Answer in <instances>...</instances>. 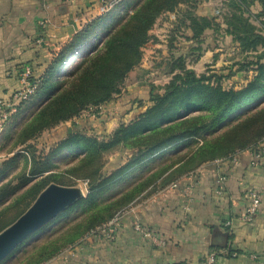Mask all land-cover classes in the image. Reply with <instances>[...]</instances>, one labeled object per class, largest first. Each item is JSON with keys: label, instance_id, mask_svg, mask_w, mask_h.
<instances>
[{"label": "trees", "instance_id": "trees-1", "mask_svg": "<svg viewBox=\"0 0 264 264\" xmlns=\"http://www.w3.org/2000/svg\"><path fill=\"white\" fill-rule=\"evenodd\" d=\"M222 1L225 12L217 23L215 18L200 17L192 12L198 5L196 0H141L130 14L105 33L99 45L75 60L67 72L64 67L76 56V51L96 38L105 15L77 33L52 60L35 96L52 88L53 91L22 127L18 145L75 119L89 107L111 102L120 94L128 74L140 65L143 49L151 41L150 32L157 20L162 15L175 13L181 6L187 8L177 18L176 28L178 32L191 33V38L183 35L181 38L191 41L192 47L186 55L172 57L168 63L172 77L167 84L149 87L147 107L142 114L127 124H120L106 140L98 141L72 132L48 156L41 160L32 156L27 177L23 176L16 186L8 183L6 190L0 188V201L24 188L12 200L15 211L0 212L2 232L48 185L67 186L61 175L44 176L53 169L51 156L62 151L83 152L66 174L86 181L87 195L61 216L77 210L81 211L80 215L72 222L59 224L58 232L39 242L41 244H33L30 251H23L18 264H43L108 223L145 194L162 190L205 164L227 159L264 141V0ZM255 4L262 12L253 16L250 9ZM221 24L225 27L224 34L231 37L242 56L241 62L233 65L237 67L233 74L250 75L238 88L225 89L223 76L207 72L197 75L186 67L187 61L194 64L199 60L204 33L207 30L218 32ZM173 42L172 38L168 43L171 49ZM58 77L59 80H54ZM141 105L143 102L138 101V106ZM24 106L19 107L16 115ZM118 149L133 152L132 157L119 169L103 175V157ZM152 162L155 164L127 183L124 190L104 197Z\"/></svg>", "mask_w": 264, "mask_h": 264}, {"label": "crops", "instance_id": "crops-1", "mask_svg": "<svg viewBox=\"0 0 264 264\" xmlns=\"http://www.w3.org/2000/svg\"><path fill=\"white\" fill-rule=\"evenodd\" d=\"M114 1L0 0V100H7L17 90L18 70L29 66L36 76L42 77L71 39L102 16V7ZM201 8L198 16L215 18L220 23L219 15L203 13ZM169 15L171 18L173 14ZM159 20L150 32L151 41L143 49L146 54L140 65L128 74L133 77L125 88L128 99L121 92L107 104V108L118 105L119 98L122 102L143 101L141 106L134 105L128 118L145 111L146 83L167 84L172 77L168 65L172 57L186 55L192 47V42L184 37H180L184 43L173 44L172 49L161 41ZM41 22L45 28L39 26ZM220 28L218 32L204 33L201 56L194 64L187 61V69L199 75L200 65L215 68L223 56L242 58L238 46L224 34L225 27L221 24ZM182 35L192 36L189 31ZM258 148L264 150V141ZM250 155L249 150L242 152L237 164H205L192 178H180L176 191H169L168 185L145 194L125 210L112 241L88 236L43 264H199L201 258L213 251L221 254L214 264H264V157L252 168ZM220 177L226 181L222 194L216 195ZM188 184L193 186L189 193L185 190ZM253 189L262 190V205L255 219L245 224L240 216L248 205L247 194ZM135 222L163 244L156 246L146 241L133 230ZM227 222L231 223L228 227ZM233 254L235 257H231Z\"/></svg>", "mask_w": 264, "mask_h": 264}, {"label": "rangeland", "instance_id": "rangeland-1", "mask_svg": "<svg viewBox=\"0 0 264 264\" xmlns=\"http://www.w3.org/2000/svg\"><path fill=\"white\" fill-rule=\"evenodd\" d=\"M140 1L141 0H118L109 11L102 14L106 17L104 18V21L101 23V25L98 27L96 38L91 39L86 44L81 46L76 51V56L73 58V60L80 59L81 57L91 52L94 47L99 45L105 33L114 25H116V23H118L126 14H130L133 7ZM196 2V4L198 5L194 9V11H192L196 15L201 14L199 12V9L202 5L206 6V9L201 8L203 13L204 11L211 12L214 17L216 15L221 16L225 12V3L222 0H196ZM189 9L192 10L191 8ZM185 10H187V8L185 6H181L175 13H173L174 16L172 15L171 18L169 14L162 15L159 18L160 20L158 21L157 25H160L161 28L160 33H158V36L161 41L163 40L165 41V43H169L170 39L173 38V44L175 45H178V43H184V40H181L180 38L182 31L178 32L176 27L178 26L177 18H179L181 16V13ZM250 10L253 16H256L262 12L261 7L257 4L251 7ZM223 48H226V45ZM143 54L145 55L146 53L143 52ZM222 58L223 61L221 60V62L216 64L215 68H212V66L209 64L204 66L200 65L197 69V73L202 74L207 72L208 74L214 73L216 76H223L224 80L222 81V85L225 89H228L230 87L238 88L245 82V79L248 78L247 76L250 75L246 76L242 73L233 74L235 73L237 68L233 67V65L237 62H241V59H239L238 56H223ZM59 79L60 77L54 80ZM131 82H133V77L130 78L127 76L126 80L124 81V84L120 89V93L122 92L123 97L127 98L129 96L127 95V90L125 88ZM146 84L147 86H144L143 90L148 93L149 87L151 85L150 83ZM52 91L53 88L42 92L32 98L20 110V113L18 115L12 117L9 120V122L0 132L1 189L6 190V186L8 183L11 184V186H16L23 176L26 175L27 177L28 168L30 166V160L32 156L36 160L43 159L44 157L48 156L50 152L55 150L58 144L64 141L72 132L82 136H86L88 138H96L98 141L106 140V138L111 135L120 124H127L134 119V116L128 118V115L133 111L134 105H136V107L138 106L137 101L130 99L127 102H122V99L119 98L118 105H116L117 103H114V105H110L108 108L107 104L104 105L105 110L102 114H94L93 116L85 117V111L89 108H94L89 107L82 111L79 116L75 119L67 123L60 124L54 127L53 129L42 132L41 134H39L29 142L25 143L24 145H18L17 138L22 127L44 104L45 100ZM132 154L133 152L131 151H127L125 149H118L108 155H105L103 157V166L101 169L102 174L109 175L113 171L119 169L130 160ZM82 155L83 152L79 150H72L62 151L56 153L54 156H51L50 163L53 169L44 176L50 174L56 176L61 175L63 183L67 186H60L53 183H51L50 185L79 189L82 194V198H85L87 195V182L83 180L72 179L66 174V172L72 168V162L76 159V157H81ZM153 164H155V162L147 164L142 170H139L128 180L113 188L106 195H104V197H112L116 193L124 190L128 185L127 183L147 171L153 166ZM23 190L24 188L19 189V191L13 196L11 195V197L0 201V212L5 211L6 214L13 213L15 211V207L13 206L12 200L17 197ZM32 203L30 204V206L32 205ZM80 212V210H77L70 212L69 214H66L64 216H61L64 212L61 213L59 216L56 217L57 220H55V218V221H51L45 227L40 229L42 231L39 230L40 232L38 231V234L35 233L34 236L32 235L33 237L31 236L32 238H29L27 241H25L23 247L15 253L16 255L14 254L10 258L7 257L1 264H18L23 251H30L33 244L39 242L42 243L43 240H46L53 236L55 232H58L59 224H66L67 222H72V219H76V217L80 215Z\"/></svg>", "mask_w": 264, "mask_h": 264}, {"label": "built area", "instance_id": "built-area-1", "mask_svg": "<svg viewBox=\"0 0 264 264\" xmlns=\"http://www.w3.org/2000/svg\"><path fill=\"white\" fill-rule=\"evenodd\" d=\"M117 1L118 0H115L114 2L108 3L107 5L102 7L100 10L101 14H104L107 11H109L113 7V5L116 4ZM39 26L41 28H45V23L41 22L39 23ZM17 79H18L17 90H15L7 100H0V132L9 122V120L17 114L19 107L29 102L30 99H32L35 96L38 85L41 82V77L36 76L33 69L29 66H24L20 70H18ZM104 110H105L104 105L97 106L94 108H89L85 111V117L93 116L94 114L97 115L102 114ZM258 145L254 148L248 149L251 154L250 157H251L252 168H256L264 157V150L258 148ZM240 154H242V152H236L227 159L216 160L212 163H215L216 165L225 162L237 164ZM195 172L185 176L184 178L186 177L192 178ZM225 181L226 180L224 177H220L217 180L218 185H217V189L215 190L216 195L222 194L223 185ZM178 182L179 181L171 183L167 187V189H169V191L178 190L179 188ZM192 188L193 186L188 184L185 187V190L187 193H189V191ZM247 200H248V205L246 206L244 212L240 216V220L245 224H250L255 219V217L257 216V214L261 209L262 190L253 189L249 191L247 194ZM126 213L127 211L123 210L122 212L115 215L114 218L110 220L108 223L102 225L101 227L95 229L94 231H91L86 237L89 236V237L103 238L105 240L112 241L115 238L119 230L121 220L123 219ZM230 225H231L230 222H227L225 224L226 227ZM133 230L136 233L140 234L146 241H149L153 245L160 246L163 244L158 238H156L154 234H152L150 231L142 227V225H140L137 222L133 224ZM220 255H221L220 252H216V251L210 252L200 259L199 264H214L216 259ZM231 257H235V255L234 254L231 255Z\"/></svg>", "mask_w": 264, "mask_h": 264}, {"label": "water", "instance_id": "water-1", "mask_svg": "<svg viewBox=\"0 0 264 264\" xmlns=\"http://www.w3.org/2000/svg\"><path fill=\"white\" fill-rule=\"evenodd\" d=\"M82 199L79 189L49 185L32 205L0 232V264L32 235Z\"/></svg>", "mask_w": 264, "mask_h": 264}, {"label": "bare ground", "instance_id": "bare-ground-1", "mask_svg": "<svg viewBox=\"0 0 264 264\" xmlns=\"http://www.w3.org/2000/svg\"><path fill=\"white\" fill-rule=\"evenodd\" d=\"M75 60H77V59H75ZM75 60L71 59V61H69V62L66 64V67H64V72H65V71L67 72V70H69V67L71 66V64H72L73 61H75Z\"/></svg>", "mask_w": 264, "mask_h": 264}]
</instances>
